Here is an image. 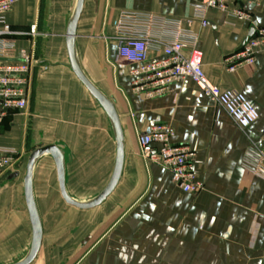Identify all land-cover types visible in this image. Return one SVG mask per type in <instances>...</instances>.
I'll list each match as a JSON object with an SVG mask.
<instances>
[{
    "label": "crops",
    "instance_id": "1",
    "mask_svg": "<svg viewBox=\"0 0 264 264\" xmlns=\"http://www.w3.org/2000/svg\"><path fill=\"white\" fill-rule=\"evenodd\" d=\"M201 0H85L76 48L90 80L115 104L124 133V166L114 190L97 206L79 208L62 196L55 160L42 156L33 192L42 245L31 264H262L264 256V49L254 64L231 72L224 58L240 49L251 27H264V0L248 5L250 20L209 9L208 26L196 15ZM77 0H17L7 20L19 50L38 59L24 114L0 121V147L18 151L11 171L0 172V264L29 252L33 230L24 178L31 152L47 145L64 154L65 187L80 203L109 184L117 154L111 121L73 72L66 30ZM123 10L192 19L210 80L242 92L259 118L240 128L227 110L188 78L156 96L136 94L135 63L119 55L116 20ZM36 26V33L30 29ZM256 32V31H255ZM152 57L159 56L152 52ZM158 123L173 128L172 141L195 152L203 188L184 192L164 166L146 161L138 137ZM18 172L14 178L9 176Z\"/></svg>",
    "mask_w": 264,
    "mask_h": 264
},
{
    "label": "built area",
    "instance_id": "2",
    "mask_svg": "<svg viewBox=\"0 0 264 264\" xmlns=\"http://www.w3.org/2000/svg\"><path fill=\"white\" fill-rule=\"evenodd\" d=\"M17 0H0V121L8 111L24 114L29 107L31 70L38 59L27 50L18 48V36L7 14ZM261 0H201L196 15L208 26L205 13L216 9L240 21L250 20L248 5ZM192 19L156 15L150 12L123 10L115 31L119 55L137 66L130 71L132 90L136 94L156 96L167 92L180 80L192 79L218 104L223 106L240 128L245 129L259 118L254 104L240 91L224 89L212 82L203 67L204 54L198 46L199 35L193 31ZM36 33V26L30 29ZM264 49V27L257 29L248 42L224 58L231 72L242 64H254L256 53ZM157 53L152 57L151 53ZM173 128L164 123L154 124L142 132L138 143L143 158L166 167L178 186L187 193L199 192L204 184L194 169V150L185 143L172 141ZM258 159L264 164V135L258 147ZM18 162V151L0 147V172L11 171ZM264 264V256L263 262Z\"/></svg>",
    "mask_w": 264,
    "mask_h": 264
},
{
    "label": "water",
    "instance_id": "3",
    "mask_svg": "<svg viewBox=\"0 0 264 264\" xmlns=\"http://www.w3.org/2000/svg\"><path fill=\"white\" fill-rule=\"evenodd\" d=\"M84 2L85 0H77L75 10L68 23L66 30L67 50L70 59V65L73 72L75 73L77 78L83 83V85L87 88L90 94L103 107L113 126L115 138L117 141V154H116V163H115L114 171L107 187L95 199H93L88 203H80L74 200L66 191L65 160H64V154L61 151V149L56 145H47V146H42V147L40 146L35 148L29 156L28 164H27V172L24 178L25 199L30 214V220L33 230L32 243L28 254L22 260L13 264H31L36 259L41 249L43 233H42L41 221L39 218V214L34 199L33 172L36 163L42 156L49 154L53 157L58 171V179L60 182L62 196L64 197L66 202H68L71 205L77 206L79 208H90L102 203L106 199V197L114 190L122 174V170L124 166V133H123L120 117L117 113L115 104L112 101V99L106 96L85 74V72L81 67L77 54V48H76L77 27L84 9ZM255 31L256 29L254 27H251L241 47H243L248 42V40L254 35ZM18 175H19L18 172H14L9 176V178H14L17 177Z\"/></svg>",
    "mask_w": 264,
    "mask_h": 264
}]
</instances>
